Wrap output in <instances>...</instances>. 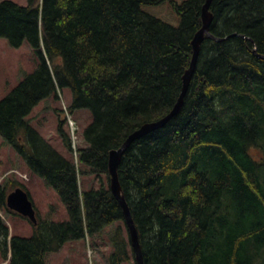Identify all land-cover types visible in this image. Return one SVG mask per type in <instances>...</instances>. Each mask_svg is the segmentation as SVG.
I'll return each mask as SVG.
<instances>
[{"label": "trees", "instance_id": "obj_1", "mask_svg": "<svg viewBox=\"0 0 264 264\" xmlns=\"http://www.w3.org/2000/svg\"><path fill=\"white\" fill-rule=\"evenodd\" d=\"M25 1H0V39L28 44L38 60L0 100V138L58 195L67 220L39 218L25 238L10 237L0 216V257L46 264L110 228L107 262L123 264L135 258L108 155L176 104L205 0ZM209 10L210 34L224 40L203 41L178 113L132 142L117 169L143 264H264V60L253 53L264 55V0H211ZM57 89L70 92V112L91 115L79 168L26 121ZM78 175L98 187H79ZM17 186H0L1 213H13L6 196Z\"/></svg>", "mask_w": 264, "mask_h": 264}, {"label": "rangeland", "instance_id": "obj_2", "mask_svg": "<svg viewBox=\"0 0 264 264\" xmlns=\"http://www.w3.org/2000/svg\"><path fill=\"white\" fill-rule=\"evenodd\" d=\"M2 1V0H0ZM19 5H26L25 0H12ZM38 60L33 50L24 43L19 48H12L5 39H0V100L17 85L24 74L30 73ZM57 98L41 101L26 118L29 126L58 153L71 160L80 167L75 154L79 147H84L82 139L84 129L91 122L88 111H69L71 94L68 90L57 89ZM61 130L71 141L72 152L64 146L57 129ZM258 150L261 147L257 148ZM250 149V153L259 159L258 150ZM76 151V153H75ZM77 157V155H76ZM27 176V180L21 176ZM19 184L27 192L37 216L41 220L63 222L67 220V213L58 195L42 179L32 175L24 160L10 145L0 138V186L11 183ZM79 186L97 188L99 181L94 176L81 177ZM16 188V187H15ZM13 191V190H12ZM2 219L10 231V235L29 238L32 234V226L28 219L16 214H4L0 212ZM110 228H107L101 236L94 239H86L77 243H68L58 252L49 253L46 256V264H108L107 259L112 251L109 243ZM0 264H8L0 257ZM123 264H136L134 259Z\"/></svg>", "mask_w": 264, "mask_h": 264}, {"label": "water", "instance_id": "obj_3", "mask_svg": "<svg viewBox=\"0 0 264 264\" xmlns=\"http://www.w3.org/2000/svg\"><path fill=\"white\" fill-rule=\"evenodd\" d=\"M210 1L211 0H206L204 6L202 8V19L204 22V27L200 30V32L198 34H196L195 39H194V53L192 55V62H191L190 68L186 71V73L183 77V82L185 83V85L183 87L182 94L188 85L192 70H193L195 62L197 60V54L199 52L198 45H199V43H201L202 39H204L205 36L209 35L208 30H209V25L211 23L210 22L211 14L208 12V7L210 4ZM182 94H181V96H182ZM181 96H180L178 102L176 103L174 109L170 112V114L168 116L165 117L164 120L143 125L140 129H138L135 132H133L132 134H130L128 136V138L125 140V142L121 145L120 148H118L117 150L110 151L109 155H108V171H109V176H110V186H109L110 191H111L112 195L120 203V205L123 209L126 224L129 228V232H130L131 247L134 251L135 260H136L137 264H143L141 248L139 246V242H138V239L136 237V233L134 230V224H133V220H132L131 214H130L129 209H128V205L126 204V202L124 200V194L122 192V189H121V186H120V183L118 180L117 169H118V166H119V163L122 159L123 154L125 153V151L128 149V147L130 146V144L133 141L143 137L144 135H146L147 133H149L153 130L161 128L162 126H164L165 123H167V121L171 117H173L177 113L176 110L182 104ZM6 204H7V207L9 209L17 212L18 214H20L24 217H27L31 222L36 223L35 211L32 207L30 200L28 199L27 194L21 188H17L13 192L8 194V196L6 198Z\"/></svg>", "mask_w": 264, "mask_h": 264}, {"label": "bare ground", "instance_id": "obj_4", "mask_svg": "<svg viewBox=\"0 0 264 264\" xmlns=\"http://www.w3.org/2000/svg\"><path fill=\"white\" fill-rule=\"evenodd\" d=\"M205 2H206V0H205ZM205 4V3H204ZM204 6V5H203ZM203 6H202V8H203ZM208 12L211 14V20H210V22H212V20H213V14L210 12V10H209V7H208ZM201 21H202V25H201V28L196 32V34H198L199 32H200V30L204 27V22H203V19H202V10H201ZM210 25H211V23H210ZM210 25H209V30H208V36H205L204 37V39H202V41H201V43H199V45H198V50H199V52H198V54H197V59H198V56H199V54H200V50H201V45H202V43H203V41L207 38V39H211V40H214V41H222V40H224V39H220V38H217V37H215V36H213L212 34H210ZM196 34L194 35V37H193V39H192V41H191V46H192V55H193V53H194V39H195V36H196ZM253 53L258 57V58H260V59H263L264 60V55H261V54H257L256 53V51H255V48L253 49ZM191 62H192V56H191V61H190V65H191ZM196 62H197V60H196ZM196 62H195V65H194V68H193V70H192V73H191V76H190V79H189V82H188V85H187V87H186V89H185V91L183 92V94H182V90H183V87H184V85H185V83L183 82L182 84H183V86H182V90H181V93H180V96H181V94H182V96H181V99H182V103H183V98L186 96L185 94H186V92H187V90H188V86H189V83H190V80H191V77H192V75H193V73H194V70H195V67H196ZM190 65H189V67L187 68V70L190 68ZM186 70V71H187ZM186 71L184 72V75H185V73H186ZM184 75H183V77H184ZM183 77H182V80H183ZM180 96H179V98H180ZM179 98H178V100H179ZM178 100H177V102H178ZM176 102V103H177ZM176 105V104H175ZM175 105H174V107H175ZM182 106V104L178 107V109L176 110L177 111V113H178V111H179V109H180V107ZM174 107L172 108V110L174 109ZM171 110V111H172ZM170 111V112H171ZM176 113V114H177ZM170 114V113H169ZM168 114V115H169ZM175 114V115H176ZM167 115V116H168ZM166 117V116H165ZM165 117L164 118H162L161 120H164L165 119ZM172 118V117H171ZM170 118V119H171ZM169 119V120H170ZM161 120H159V121H161ZM168 120V121H169ZM158 121V122H159ZM167 121V122H168ZM157 122V121H156ZM153 123H155V122H153ZM166 124V123H165ZM164 124V125H165ZM136 131V130H135ZM128 138V137H127ZM126 138V139H127ZM142 138V137H141ZM125 142V141H124ZM123 142V143H124ZM134 142V141H133ZM123 143H121V144H123ZM133 145V144H132ZM121 147V146H120ZM126 152V151H125ZM215 153H217V152H215ZM215 155V154H214ZM211 156V155H210ZM117 175H118V172H117ZM119 177V176H118ZM118 180H119V178H118ZM121 186V185H120ZM110 188V187H109ZM122 189V188H121ZM124 194V193H123ZM117 200V199H116ZM124 200H125V202H126V204H127V201H126V197H124ZM128 205V204H127ZM128 209H129V206H128ZM129 212H130V209H129ZM131 214V213H130ZM133 224H134V222H133ZM128 230H129V228H128ZM134 230H135V233H136V237H137V239H138V235H137V231H136V228H135V225H134ZM129 238H130V232H129ZM138 242H139V240H138ZM130 243H131V238H130ZM139 246H140V244H139ZM141 248V247H140ZM145 264V263H144Z\"/></svg>", "mask_w": 264, "mask_h": 264}]
</instances>
